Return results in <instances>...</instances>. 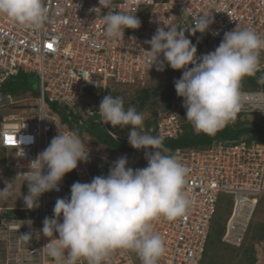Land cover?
Returning a JSON list of instances; mask_svg holds the SVG:
<instances>
[{"label": "built area", "instance_id": "1", "mask_svg": "<svg viewBox=\"0 0 264 264\" xmlns=\"http://www.w3.org/2000/svg\"><path fill=\"white\" fill-rule=\"evenodd\" d=\"M113 5L117 11L138 8L135 15L142 17L141 27L126 29L124 39L110 40L105 36L103 17L109 10L92 11L100 7L99 0H46L49 19L40 30L22 27L0 15V88L18 72L35 74L40 82L37 110L29 112L28 118L17 114L0 118V151L5 153V170L9 174L22 178L20 173L28 170V159H34L43 151L58 132H74L51 106L49 108L50 102L64 107L67 113H80L83 120L97 115L96 120L103 129L112 138L121 140L118 126L112 128L101 121L100 101L108 95L111 82L133 85L156 70L155 65L150 68L147 63L151 53L145 41L151 39L157 27L165 26L164 23L183 28L186 37L196 44L198 56L214 51L224 33L236 27L255 30L264 37V0H113ZM184 9L191 15L183 16ZM202 14L211 16L213 23L204 34L193 35L187 30ZM260 67L262 71L264 52L260 56ZM165 69L178 73L174 80L180 78L183 71L173 70L166 62ZM85 72L92 82L82 77ZM174 80L169 108L150 128L164 139H176L185 124L192 125L185 119L183 98L177 95ZM241 90L257 99L245 104L235 120L227 124L234 123L238 117L241 120L247 119L244 116L264 117V85ZM15 98L0 92V108L18 102ZM85 98L97 103H87ZM260 124L264 127V122ZM146 130L144 126L147 133ZM24 137L31 142L21 143ZM123 140L127 148L136 150L128 143V135ZM84 145L89 149L88 162H78V167L60 182L59 191L44 193L39 207H24L28 212L25 216L11 217L7 215V208L0 207V243L4 244L5 264H54L43 250L49 243V238L41 231L43 220L53 216L57 198L70 197L74 182H91L95 176H106L118 159L100 152L93 143ZM19 148L24 149L26 158L17 157ZM170 155L188 169L184 192L191 204L183 217L173 221L160 217L153 222L154 231L165 246L158 264H202L221 199L225 200L224 206L230 208L221 242L242 248L261 201L258 195L264 194V143L222 139L205 146L178 148ZM128 166L139 168L129 162ZM28 220L32 221L31 227L26 223ZM29 231L33 232V237L30 243H25L20 235ZM257 241L264 244V239ZM108 264H141V260L135 252L115 250Z\"/></svg>", "mask_w": 264, "mask_h": 264}, {"label": "clouds", "instance_id": "2", "mask_svg": "<svg viewBox=\"0 0 264 264\" xmlns=\"http://www.w3.org/2000/svg\"><path fill=\"white\" fill-rule=\"evenodd\" d=\"M99 5L92 11L109 10L103 17L108 39H124L126 29L141 27L135 15L138 8L117 11L113 0H99ZM0 15L22 27L40 30L49 19V9L46 0H0ZM182 15L191 14L184 9ZM212 23L211 16L202 14L187 31L204 34ZM164 25L145 41L151 53L147 63L158 71L165 70V62L173 70H183L174 86L183 98L185 119L196 131L213 136L234 121L245 104L257 99L242 92L241 82L261 71L264 37L255 30L236 27L224 33L214 51L198 56L196 44L186 37L183 28ZM82 77L93 81L87 72ZM257 83L264 85V75L258 77ZM98 112L104 124L129 128L128 143L136 150H144L147 166L133 169L128 166L127 157L122 156L113 162L106 176H95L91 182H74L70 197L57 198L53 216L43 220L41 231L49 238L43 250L54 264H108L115 250L135 252L141 264H158L165 246L154 231L153 222L160 217L173 221L186 214L191 204L184 192L188 169L168 154L163 136L144 131L143 114L135 106L125 109L122 97L105 95ZM30 142L25 137L21 141ZM88 153L78 134L58 132L43 151L28 159V170L20 173L28 187L22 197L25 206L37 208L44 193L59 191L65 175L76 169L78 162H88ZM26 156L24 149L19 148L17 157ZM10 188L11 182H6L0 196L10 195ZM26 223L31 227V220ZM20 236L30 243L33 232ZM36 237L39 239V233Z\"/></svg>", "mask_w": 264, "mask_h": 264}, {"label": "trees", "instance_id": "3", "mask_svg": "<svg viewBox=\"0 0 264 264\" xmlns=\"http://www.w3.org/2000/svg\"><path fill=\"white\" fill-rule=\"evenodd\" d=\"M141 16V14L139 15ZM142 17L140 18L141 21ZM31 73L18 72L13 75L1 88L0 92L5 94H12L15 97H20L30 92V76ZM264 75V69L259 72L258 76ZM258 76L255 77H244L241 82V89L245 88H256L259 86L257 83ZM172 89V85H171ZM110 90V89H109ZM31 93V92H30ZM39 90L32 93L38 95ZM109 93V91H108ZM170 93L171 90L164 99L163 110L166 112L169 108L170 104ZM162 92L159 88L151 89L147 87H142L136 91V94L131 101H125L124 106L127 109L129 106H135L137 112L142 113L146 109H150V102L157 97L161 96ZM121 97L119 92H116L114 95ZM51 108L58 113L63 122L67 123L76 134L79 135L82 142L89 144L93 143L96 145L97 149L110 156L117 157L116 154L118 152H127L132 151L126 147L123 137H126L129 133V128L121 129L119 126L117 127V132L119 133L121 140H116L112 138L99 124L96 120L97 115L94 117H89L86 120H83V117L80 113H67V110L59 106L55 102H50ZM183 109H185L183 107ZM152 110V117L144 119V126L146 127L147 134L152 136H157L155 131L151 132L150 128L154 127L157 124V121L160 117V114L156 109ZM82 121V122H80ZM130 127V126H129ZM222 139H243L246 141H259L264 143V127L261 124H258L255 121H249L247 119L241 120L239 117L234 123L227 124L226 127L218 130L215 135L210 136L203 132L196 131L192 125L185 124L184 130L181 135L176 139H164L163 144L169 150L168 154H171L172 151L178 148H189V147H200L205 146L207 144H211L215 140ZM103 147V149H102ZM144 153V150H139ZM118 158V157H117ZM223 200V199H221ZM220 200V201H221ZM225 200H223L224 202ZM225 207V213L221 216L222 220L218 217L219 212L217 208V212L215 217L213 218L211 233L208 239L207 248L205 251V258L210 255L211 248L216 247L217 243L221 242V235L224 229L225 218L230 211V208ZM28 212L24 209L16 210L9 209L7 212L8 216H13L15 214L19 216H25ZM220 216V215H219ZM214 238V239H213ZM251 238L254 240H263L264 239V224H261L258 229L254 228ZM213 239V240H212ZM212 240V242H211ZM243 248V247H242ZM241 249V248H239ZM4 250V244L0 243V251ZM249 252L248 259L246 264H255L257 258L255 256V249L253 245L250 246L246 252ZM205 259L202 261V264L205 263ZM209 262V261H208Z\"/></svg>", "mask_w": 264, "mask_h": 264}, {"label": "rangeland", "instance_id": "4", "mask_svg": "<svg viewBox=\"0 0 264 264\" xmlns=\"http://www.w3.org/2000/svg\"><path fill=\"white\" fill-rule=\"evenodd\" d=\"M177 74H178L177 72H173L168 69H165L163 71H158L156 68V70L153 73L149 74L143 81H138L133 85H123V84H117L111 82L110 84L111 88L109 90L108 95L109 94L114 95L116 92H119L121 97L125 101H131L133 100L136 91L142 87H147L151 89L159 88L162 92V95L150 102V106H151L150 109H146L142 112L144 119L151 118L152 117L151 109H156L159 114H162L164 112L163 110L164 109L163 104L165 100L164 98L168 96L171 90L172 82L174 80L173 78ZM30 88H31L30 89L31 93L28 92L23 96L15 98L18 102L12 105H5L2 108H0V118L1 116L12 115V114H17L21 117L28 118L30 116L29 112L37 110V99H36L37 95L32 93L39 90L40 82L38 76H36L35 74H32L30 76ZM85 101L87 103H97V100L91 101V99L88 98H85ZM49 108H50V104H49ZM244 118H247V120L251 121V123L252 121L257 122L258 124H260V122H264L263 116H248V117L244 116ZM116 156L118 158L122 156H126L129 163L139 168H143L147 166V160L145 159L144 153L140 152L139 150L118 152ZM11 157H13V153L11 154ZM5 169H6L5 153L0 151V190L6 187V182H11V188L9 189L10 195L6 197L0 196V207H5L8 210L24 209V207L26 206L24 204L22 197L24 194H27L28 192L27 182H24L23 178H17L16 176L9 174ZM258 196L260 197L261 201L255 213L251 230L246 239V244L243 246V248L237 249L229 245H226L222 242H219L216 244L217 245L216 247L211 248L212 250H210L209 256H207L206 258L204 256V259L206 260L204 264H246V261L249 258L248 254L250 252V251L246 252V250L249 249L250 246L252 245L253 248L255 249V256L257 258L255 264H264V244H262V242L260 241L251 238L253 229L254 228L258 229V227L261 224H264V194L262 196L261 195ZM218 207H219L218 212L220 215V216L218 215V217L222 220L221 216L224 215L225 213L223 200L221 201ZM0 264H5L4 252L1 251H0Z\"/></svg>", "mask_w": 264, "mask_h": 264}, {"label": "snow or ice", "instance_id": "5", "mask_svg": "<svg viewBox=\"0 0 264 264\" xmlns=\"http://www.w3.org/2000/svg\"><path fill=\"white\" fill-rule=\"evenodd\" d=\"M49 47H51V45H49Z\"/></svg>", "mask_w": 264, "mask_h": 264}, {"label": "crops", "instance_id": "6", "mask_svg": "<svg viewBox=\"0 0 264 264\" xmlns=\"http://www.w3.org/2000/svg\"><path fill=\"white\" fill-rule=\"evenodd\" d=\"M1 252H3V251H1Z\"/></svg>", "mask_w": 264, "mask_h": 264}]
</instances>
